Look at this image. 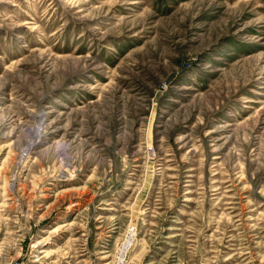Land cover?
<instances>
[{
  "label": "rangeland",
  "instance_id": "rangeland-1",
  "mask_svg": "<svg viewBox=\"0 0 264 264\" xmlns=\"http://www.w3.org/2000/svg\"><path fill=\"white\" fill-rule=\"evenodd\" d=\"M0 264H264V0H0Z\"/></svg>",
  "mask_w": 264,
  "mask_h": 264
},
{
  "label": "crops",
  "instance_id": "crops-1",
  "mask_svg": "<svg viewBox=\"0 0 264 264\" xmlns=\"http://www.w3.org/2000/svg\"><path fill=\"white\" fill-rule=\"evenodd\" d=\"M67 225V224H66ZM63 226H65V225H63Z\"/></svg>",
  "mask_w": 264,
  "mask_h": 264
}]
</instances>
